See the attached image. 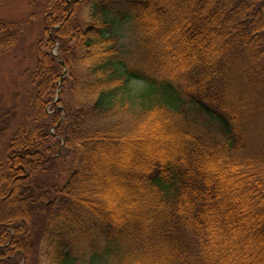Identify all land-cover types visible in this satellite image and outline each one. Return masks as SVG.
I'll use <instances>...</instances> for the list:
<instances>
[{"label": "trees", "instance_id": "trees-1", "mask_svg": "<svg viewBox=\"0 0 264 264\" xmlns=\"http://www.w3.org/2000/svg\"><path fill=\"white\" fill-rule=\"evenodd\" d=\"M28 3L0 19V56L41 25L31 89L0 93V264H264V0Z\"/></svg>", "mask_w": 264, "mask_h": 264}, {"label": "rangeland", "instance_id": "rangeland-1", "mask_svg": "<svg viewBox=\"0 0 264 264\" xmlns=\"http://www.w3.org/2000/svg\"><path fill=\"white\" fill-rule=\"evenodd\" d=\"M28 0H8L6 4H4L2 7H0V19L4 20H20L24 16H26L30 8L28 7ZM89 7L88 4L84 2L78 9L79 12V18L80 20H84L88 16ZM60 26H57V28ZM41 30V25L35 24L31 28H29L22 37L20 38L19 42L16 44V46L7 54H4L0 56V93L2 95L3 101L6 106H13L17 100V95H19V98L25 97L24 90L25 89H31L26 70H33L34 68V59L33 55L35 52V42L37 41V38L39 36ZM125 34V52L126 55H124V58L126 62L131 64L132 66L135 65L137 67L142 66L141 64V48L139 47L138 40L142 38V35L139 30L128 27V32ZM45 45L43 46V51L49 52L50 55L53 56H61L63 55L62 50V44L60 43H54L48 44L47 43V37L43 38ZM70 43V45H72ZM70 72H72L67 67L61 69L60 76L57 80V84L55 87L54 92L52 93V102L55 103H61V105H66L68 101L70 100V94L67 88V82L70 80ZM65 79V80H64ZM64 81V83H63ZM64 84V90L60 95V90L62 85ZM134 85V84H133ZM134 86L140 87L141 83L135 84ZM133 86V87H134ZM179 90V89H178ZM24 100L21 99L18 100L20 108L19 111L23 113L22 107L24 105ZM51 105L50 107H52ZM49 107V108H50ZM181 117V116H180ZM22 117H18V120L14 122V125L12 128H16L17 124L21 122ZM129 120H125V125L128 124ZM198 121V120H197ZM262 123L259 125L254 126V130L252 129V135H251V143L253 142V139H257L259 142L264 143V134L260 135L258 139L257 132H264V118L261 120ZM11 132H8L7 138H10ZM148 133L142 134L139 138H146L149 137L147 135ZM255 142V145L259 142ZM54 143V142H53ZM55 144V143H54ZM254 145V147H255ZM51 149H54L56 146L52 147V142L49 146ZM146 147L148 150L151 151H158L160 148L158 141H150L146 144ZM57 150V149H56ZM63 172L62 177L60 176V179L58 180L59 184H62L64 180L66 179V173ZM231 181H234V177L230 179ZM264 255V253H262ZM40 264H48V261L46 257H42Z\"/></svg>", "mask_w": 264, "mask_h": 264}]
</instances>
